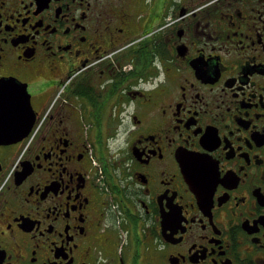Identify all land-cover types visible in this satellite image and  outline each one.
I'll return each mask as SVG.
<instances>
[{"label":"flooded vegetation","instance_id":"af4514ba","mask_svg":"<svg viewBox=\"0 0 264 264\" xmlns=\"http://www.w3.org/2000/svg\"><path fill=\"white\" fill-rule=\"evenodd\" d=\"M3 78L0 264H264V0H0Z\"/></svg>","mask_w":264,"mask_h":264},{"label":"water","instance_id":"95a60500","mask_svg":"<svg viewBox=\"0 0 264 264\" xmlns=\"http://www.w3.org/2000/svg\"><path fill=\"white\" fill-rule=\"evenodd\" d=\"M33 119L26 87L13 79H0V142L22 138L31 128Z\"/></svg>","mask_w":264,"mask_h":264}]
</instances>
